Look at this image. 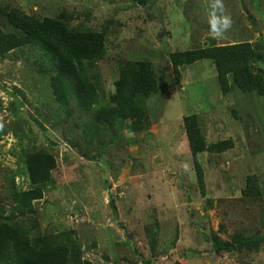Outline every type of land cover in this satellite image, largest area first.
I'll use <instances>...</instances> for the list:
<instances>
[{"label": "rangeland", "instance_id": "374dc122", "mask_svg": "<svg viewBox=\"0 0 264 264\" xmlns=\"http://www.w3.org/2000/svg\"><path fill=\"white\" fill-rule=\"evenodd\" d=\"M233 25L218 43L264 42V0H224ZM40 17H64L74 28L107 30L106 49L91 71L107 99L125 59L155 64L159 90L145 99L148 127L128 124L97 139L79 131L89 114L76 100L65 109L40 52L0 55V214L14 207L11 185L29 188L18 173L21 155L47 149L54 184L15 214L36 232L74 231L82 260L96 264H264V242L218 251L217 236H264V97L234 89L224 95L214 62L201 59L175 77L170 54L210 42L208 0H0ZM5 24L0 16V26ZM197 113L208 141L233 138L224 152L199 154L206 194L197 180L183 118ZM68 117V118H67ZM260 194L247 196V177Z\"/></svg>", "mask_w": 264, "mask_h": 264}, {"label": "trees", "instance_id": "16d2710c", "mask_svg": "<svg viewBox=\"0 0 264 264\" xmlns=\"http://www.w3.org/2000/svg\"><path fill=\"white\" fill-rule=\"evenodd\" d=\"M0 16L5 21L0 26V55L4 57L16 50L23 54L40 52L39 70L49 75L52 91L61 106L65 109L71 100H76L90 113L85 125L79 127L85 136L90 135L94 141L102 130L110 133L127 121L132 131L147 129L145 99L159 90V75L151 60L120 61V76L108 100L96 73L91 71L105 52L106 29H78L71 27L64 17H40L16 7L0 6ZM209 40L208 44L170 54L175 77L181 76L182 66L210 58L224 95L238 89L264 97V42ZM183 121L199 187L206 194V172L199 154L224 152L234 147V140L210 143L197 113L185 115ZM21 160L23 164L17 171L29 178L30 186L22 189L15 182L11 185L14 207L8 214H0V264H96L90 259L82 260L81 244L74 231L36 232L37 220H32L29 228L15 217L16 212L22 215L35 212L34 202L42 199L45 189L54 184L53 170L57 166L54 153L47 149L24 152ZM243 193L250 197L261 193L258 176L247 177ZM262 242L264 236L258 234H236L232 241L214 238L218 251L251 249Z\"/></svg>", "mask_w": 264, "mask_h": 264}, {"label": "clouds", "instance_id": "9594fccd", "mask_svg": "<svg viewBox=\"0 0 264 264\" xmlns=\"http://www.w3.org/2000/svg\"><path fill=\"white\" fill-rule=\"evenodd\" d=\"M208 8L209 34L213 39H223L233 25L224 0H208Z\"/></svg>", "mask_w": 264, "mask_h": 264}]
</instances>
